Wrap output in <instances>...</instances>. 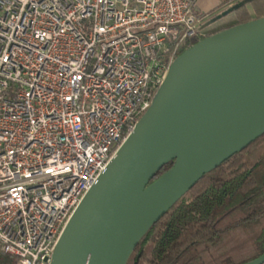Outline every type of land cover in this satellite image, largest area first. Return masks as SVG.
Returning a JSON list of instances; mask_svg holds the SVG:
<instances>
[{
  "label": "built area",
  "instance_id": "2783aa9c",
  "mask_svg": "<svg viewBox=\"0 0 264 264\" xmlns=\"http://www.w3.org/2000/svg\"><path fill=\"white\" fill-rule=\"evenodd\" d=\"M195 0H0V251L50 264L195 39Z\"/></svg>",
  "mask_w": 264,
  "mask_h": 264
},
{
  "label": "water",
  "instance_id": "95a60500",
  "mask_svg": "<svg viewBox=\"0 0 264 264\" xmlns=\"http://www.w3.org/2000/svg\"><path fill=\"white\" fill-rule=\"evenodd\" d=\"M262 133L264 17L208 35L173 60L151 105L71 215L50 264H127L153 223ZM244 264H264V254Z\"/></svg>",
  "mask_w": 264,
  "mask_h": 264
},
{
  "label": "trees",
  "instance_id": "16d2710c",
  "mask_svg": "<svg viewBox=\"0 0 264 264\" xmlns=\"http://www.w3.org/2000/svg\"><path fill=\"white\" fill-rule=\"evenodd\" d=\"M241 1L232 4L234 24L264 17V0ZM227 27L198 37L188 47ZM172 163L163 165L150 182ZM261 254L264 133L186 191L151 225L127 264L134 260H144L146 264H244ZM16 261V256L0 251V264Z\"/></svg>",
  "mask_w": 264,
  "mask_h": 264
},
{
  "label": "rangeland",
  "instance_id": "374dc122",
  "mask_svg": "<svg viewBox=\"0 0 264 264\" xmlns=\"http://www.w3.org/2000/svg\"><path fill=\"white\" fill-rule=\"evenodd\" d=\"M200 0H195L193 3V8L195 11V14L199 20L198 22V30L202 31L203 33H206V31H211L212 29L217 28L218 25H228L236 22L235 15L231 10H228L226 8L225 10L219 9L217 12L209 13L207 16L203 17L202 11L198 9V3ZM205 1V0H203ZM208 5H211V1L206 0ZM248 0H242L241 2H247ZM131 264H146L144 260H134L131 262Z\"/></svg>",
  "mask_w": 264,
  "mask_h": 264
},
{
  "label": "crops",
  "instance_id": "0c3cea01",
  "mask_svg": "<svg viewBox=\"0 0 264 264\" xmlns=\"http://www.w3.org/2000/svg\"><path fill=\"white\" fill-rule=\"evenodd\" d=\"M211 1V5H208L207 1H203L200 0L198 3V9L200 11H202L203 13V17L207 16L209 13H214L217 12L219 9H221L222 11L225 10L226 8L229 7L228 10H232L233 6L232 5L236 0H208ZM236 23V22H235ZM234 24V23H233ZM232 25V24H231ZM228 25L222 26V25H218L217 28L212 29L211 31H206V33H203L202 31L199 30V32L201 33V35H206L209 34L211 32H214L220 28L223 27H227Z\"/></svg>",
  "mask_w": 264,
  "mask_h": 264
}]
</instances>
